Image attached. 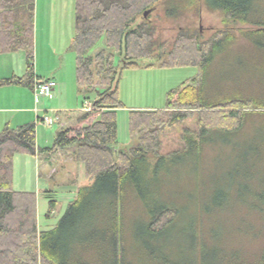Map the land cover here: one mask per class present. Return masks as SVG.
<instances>
[{"label": "rangeland", "instance_id": "obj_1", "mask_svg": "<svg viewBox=\"0 0 264 264\" xmlns=\"http://www.w3.org/2000/svg\"><path fill=\"white\" fill-rule=\"evenodd\" d=\"M217 1L200 0L196 9L173 16L167 13L168 1L160 0L147 16L154 30L155 48L158 47L155 53L160 57L144 58L139 61L140 67L122 69L121 55L115 54L114 64L121 71L119 94L125 104L118 111L117 149L128 151L138 143V138L130 133L131 111L163 109L170 90L199 75L200 67L195 64L160 65L168 59L183 32L198 33L200 42L210 40L223 30L235 35L233 41L223 43L213 53L205 68L206 99L243 96L264 103V36H249L251 41L262 39V47L253 45L245 36L247 31L263 26L247 22L225 24L224 12L210 7ZM250 2L248 18L264 22V0ZM35 14L38 15V26L35 19L33 33L35 72L42 74L41 70L59 69L71 102L69 111L75 118L85 112L82 110L85 100L94 108L99 93L106 89L96 78L88 92L83 91L82 96H78L76 53L71 46L76 0H36ZM142 21L140 17L137 24ZM105 48L103 39L90 54L95 56ZM26 68L25 50L0 54V78L14 74L23 76ZM12 90L24 93L20 103L10 95ZM31 96L35 99L30 87H0L2 104L9 107L27 105ZM44 99L51 97L41 98L36 104L38 108ZM51 106V103L46 106L44 113L55 120L57 109ZM251 110L242 129L235 132L215 129L202 140L196 137L190 143L185 137L189 134L187 128L197 134L196 112L165 128L161 153L166 159L156 167H146L143 186L130 183L124 187L116 243L112 246L108 240L106 256L110 254V257L104 263L264 264V109ZM23 114L11 111L4 115L15 116L13 124L16 126L24 122L18 119ZM25 115L37 120L35 113ZM31 123L40 128L43 144L53 146L54 139L50 141V137L60 128L59 122L55 120L52 126ZM155 160L151 159L153 163ZM38 171L44 174L37 186ZM44 175L43 163L37 165L35 156L25 153L15 156L14 191L39 192L46 186ZM162 207L176 210L174 221L162 231H150L148 221L152 211ZM43 208L45 218L47 211ZM94 255L92 250L90 256Z\"/></svg>", "mask_w": 264, "mask_h": 264}, {"label": "trees", "instance_id": "obj_2", "mask_svg": "<svg viewBox=\"0 0 264 264\" xmlns=\"http://www.w3.org/2000/svg\"><path fill=\"white\" fill-rule=\"evenodd\" d=\"M159 1L76 0L72 48L76 53L79 91L89 90L96 78L106 89L99 93L94 108L57 131L54 148H73L75 160L84 165L87 177L95 182L80 189L78 199L54 230L39 231L36 193L13 190V166L17 154L36 155L50 149L37 147L35 123L17 128L6 125L0 130V264H103L110 257L106 256L105 245L116 243L124 187L130 183L143 186L146 167L151 169L166 159L161 153L166 127L196 112L197 134L187 128L189 134L185 137L190 143L196 137L202 140L215 129L226 132L242 129L251 109H264V103L254 97L209 100L204 96L205 68L223 43L233 41L234 33L219 31L210 40L200 42L198 33L183 32L168 59L160 65L195 64L200 67L199 75L170 90L163 109L131 111L130 133L138 138V143L128 151L116 149L118 111L125 104L119 94L121 71L114 64L115 54L121 55L122 69L140 67L139 61L144 58L160 57L155 53L158 47L155 48L153 27L144 15ZM166 1L167 13L173 16L200 5V0ZM250 3V0H218L210 7L224 12L227 25L247 22L263 26L247 31L245 36L251 41V35L264 36V22L248 18ZM35 5L36 0H0V54L25 50L27 61L23 76L0 78V87L33 88L35 84ZM140 17L143 21L137 24ZM103 39L106 48L92 56L91 50ZM251 42L263 46L262 39ZM151 159L156 160L153 163ZM52 208L53 203L49 214ZM175 216L176 210L167 207L152 211L148 221L150 231L164 230ZM92 250L95 257L90 256Z\"/></svg>", "mask_w": 264, "mask_h": 264}, {"label": "crops", "instance_id": "obj_3", "mask_svg": "<svg viewBox=\"0 0 264 264\" xmlns=\"http://www.w3.org/2000/svg\"><path fill=\"white\" fill-rule=\"evenodd\" d=\"M35 19H36V27H37L38 15L36 14H35ZM74 35L75 32L73 34V38ZM57 69L58 68L53 67L44 71L41 70L40 73L42 74H37L35 72L37 77L36 80H47L53 78L58 82V86L54 91V95L51 97V99H47V100L44 99L45 101H43V104L41 105L40 108L36 106V104L38 103L35 102L33 96H31V99L29 100V104L15 106V107H11V106L9 107L3 105L0 97V129L1 130L6 125H10L12 128H17L21 125L30 124L31 122H39V123L42 122V124L47 125V123L45 122V118L47 116H45L46 113L44 112L47 111L45 107L49 106L50 103L52 105L51 106L52 109H57L55 120L60 124V128L58 130L68 126L69 124L75 121V119L79 115L73 118L74 116L72 115V113H70L71 111H69L71 109V105H70L71 102L66 95L68 90L66 88L64 78H62L59 69L58 70ZM2 78H6V77H2ZM23 94L24 93L22 91H16V90H12L10 92V95L15 100H18L17 104L20 103L19 99ZM78 96L79 97L82 96L79 91V86H78ZM11 111L19 112L22 114L24 113L23 115H20V117L18 118L19 120L24 122L14 126L13 123L16 117L15 116L7 117V115H4L5 113ZM26 113L28 114L35 113L34 117H36L37 120L34 121L33 118L25 115ZM2 125L3 128H1ZM48 125L52 126L54 125V123ZM56 133L54 136L51 133L50 141L54 139L55 142ZM36 140H37V147L39 149H50L48 151L33 155L35 156L37 165L38 163L39 164L41 163V165L43 163V170L45 172V175L43 177L46 181V186L44 189H42L43 192L42 190H40L39 192L36 190L35 192L37 196L38 227H39V231L43 232V231L54 230L57 227L62 217L66 214L69 206L72 205L78 199L80 189L83 187L92 186L95 182V179L87 177L84 165L75 160L73 154V148L58 149V148H54V143L53 146L50 144H43V142L40 140V128H37V125H36ZM46 141H49V139ZM41 158H43V160H40ZM82 165L84 167L83 169L81 167ZM37 174L39 180H37L36 184L38 186L40 183V178L44 173L38 171ZM51 203H53V208L51 209V213L49 214L50 207L48 206V204ZM43 206H44L43 210L47 211L45 212L46 213L45 218H43L44 215L42 213Z\"/></svg>", "mask_w": 264, "mask_h": 264}, {"label": "built area", "instance_id": "obj_4", "mask_svg": "<svg viewBox=\"0 0 264 264\" xmlns=\"http://www.w3.org/2000/svg\"><path fill=\"white\" fill-rule=\"evenodd\" d=\"M57 86L58 82L53 78L47 80H35V84L33 86L35 102L39 103L41 98L52 97ZM89 109H91V105L89 101L85 100L84 107L82 108V110L86 111ZM45 122L47 124L54 123V121L48 117L45 118Z\"/></svg>", "mask_w": 264, "mask_h": 264}, {"label": "water", "instance_id": "obj_5", "mask_svg": "<svg viewBox=\"0 0 264 264\" xmlns=\"http://www.w3.org/2000/svg\"><path fill=\"white\" fill-rule=\"evenodd\" d=\"M150 12H151V10L145 11V13H144L145 17H147Z\"/></svg>", "mask_w": 264, "mask_h": 264}]
</instances>
